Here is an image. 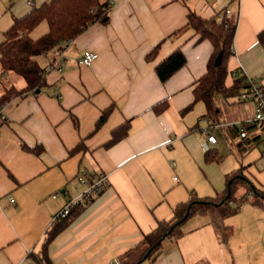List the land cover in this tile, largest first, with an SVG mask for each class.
<instances>
[{"label":"crops","instance_id":"obj_1","mask_svg":"<svg viewBox=\"0 0 264 264\" xmlns=\"http://www.w3.org/2000/svg\"><path fill=\"white\" fill-rule=\"evenodd\" d=\"M44 1L0 0V43L14 18ZM228 2L111 0L106 21L90 24L61 45L62 68L45 72L44 87L3 105L0 264H34L28 251L38 250L56 214L78 196L77 174L84 170L102 171L108 184L50 241L51 264H133L143 252V235L158 219L170 218L190 190L200 197L216 195L225 187V173L240 166L262 193L258 203L249 195L224 219L233 228L227 242L219 241L209 216L197 214L181 225L183 234L176 241L165 239L155 253L135 264H264V258L255 259L248 250L261 239L259 225L264 221V126L248 124L244 137L234 135L232 128L251 114L238 94L219 95L210 119L204 116L202 101L181 112L193 102V86L212 51L209 40L196 41L198 35L184 26L186 12L210 17ZM229 6L236 27L225 85L244 75L264 87V43L257 39L264 27V0H233ZM47 30L42 20L29 35L35 39ZM157 44L155 58L147 60L145 55ZM177 46L186 63L161 82L155 64ZM86 49L97 56L83 65L78 59ZM36 59L45 69L53 50ZM1 84L23 87L25 80L8 70ZM163 98L167 106L155 113L152 105ZM109 105L107 118L93 131L101 110ZM125 121L126 135L103 146L111 130ZM206 123L217 139L210 148L222 156L217 162L205 157L201 127ZM220 134L237 157L225 166L220 163L226 156ZM80 140L82 147L70 153ZM22 143L42 150L26 151Z\"/></svg>","mask_w":264,"mask_h":264},{"label":"trees","instance_id":"obj_2","mask_svg":"<svg viewBox=\"0 0 264 264\" xmlns=\"http://www.w3.org/2000/svg\"><path fill=\"white\" fill-rule=\"evenodd\" d=\"M111 0H46L39 6L31 7L24 15L13 19L11 25L3 32L4 40L0 43V84L3 74L8 70L14 71L25 80L23 87L13 84L0 87V123L1 109L3 105L15 97H23L28 92H35L45 84V69L40 66L36 56L53 50L54 64L58 53L62 50V44L75 38L87 26L94 22L106 21ZM42 20L48 23V30L38 38H32L30 31ZM186 28H191L198 35L196 41L207 39L212 44L211 54L206 62L205 71L198 77L193 86V102L185 106L181 112L192 107L193 103L202 101L205 105V115L212 118L217 110V97H230L239 94L243 88L242 77L234 78L233 82L225 85L227 75V61L233 53V36L236 20L227 18L218 21L216 16L202 17L192 10L186 12ZM175 32H178L175 31ZM257 39L264 43V27L257 32ZM159 44L155 45L146 55L147 60L154 59ZM221 51L220 63L214 64V59ZM186 63V57L180 46L174 48L164 58L155 64V72L161 82L166 81L174 72ZM166 98L152 105L155 113H160L167 106ZM112 105L101 110L95 121L94 130L99 128L111 111ZM77 124V118L72 116ZM129 122L125 121L111 130L110 138L103 143L109 147L126 135ZM249 128V125H246ZM234 135L239 133L237 127L232 128ZM244 137V136H241ZM239 144H242L240 142ZM82 147L80 140L70 153ZM21 148L38 154L42 148L30 147L22 143ZM207 160L219 161L222 157L214 148L205 151ZM252 195L251 201L258 203L261 193L253 190L251 181L244 175L242 166L225 173V187L214 196L200 197L194 190H190L188 197L173 207L172 215L168 219H158L156 225L143 235L141 243L144 245L143 252L136 262L155 253L165 239L176 241L182 234L181 225L193 215H207L210 223L217 233L219 241L225 243L233 232L231 225L224 219L235 214L241 204L248 200L247 192ZM87 203V202H86ZM86 203L72 206L63 217L56 219L45 230L44 238L37 251L30 250L27 257L34 264H51L48 255V246L55 235L81 212ZM134 262L133 264H135Z\"/></svg>","mask_w":264,"mask_h":264},{"label":"built area","instance_id":"obj_3","mask_svg":"<svg viewBox=\"0 0 264 264\" xmlns=\"http://www.w3.org/2000/svg\"><path fill=\"white\" fill-rule=\"evenodd\" d=\"M228 1L231 2L233 0ZM229 2L223 7V9L216 13L215 16L218 21H223L230 17L231 8L229 6ZM96 56L97 53L95 51L86 49L78 59V62L83 65H88L96 58ZM62 64L63 55L60 52L58 53L54 64H50L45 67V72L51 69L60 71ZM241 83L244 86L238 94L239 99L248 103L251 108L250 117L240 122L237 127L240 135L245 136L247 134L246 125L256 123L264 126V87L247 76L242 77ZM201 132L204 137L202 145L205 149L210 148V144H215L217 142L210 124L206 123L202 125ZM77 180L81 186L80 193L74 198H69L56 214L55 218L65 216L69 212L70 208L76 204L88 202L94 195L100 193L108 184L106 175L100 170L94 172L84 170L77 174ZM247 197H249V195H247ZM9 201L13 203L14 198L9 197Z\"/></svg>","mask_w":264,"mask_h":264},{"label":"rangeland","instance_id":"obj_4","mask_svg":"<svg viewBox=\"0 0 264 264\" xmlns=\"http://www.w3.org/2000/svg\"><path fill=\"white\" fill-rule=\"evenodd\" d=\"M216 134L218 136L219 133L216 131ZM219 138H220V140H222L224 142L223 143V150H225V155H226L225 158H223L222 161H220V163H221L222 166H225V164L228 163V161L233 160V159L236 160L237 157L235 158L236 155L234 156V153H232L229 150V147L227 146V142H226L225 138L222 137L221 134L219 135ZM221 150H222V148H221ZM215 162H217V161H215ZM220 163H216V164L220 165ZM252 187H253V190L256 189L257 191L262 193V191H260L258 189V187L254 183H252ZM249 192H251V190L247 192V195H251V193H249ZM249 199H252V197H249ZM259 227H260V231L259 232H260L261 239L256 240L254 242V245L248 247V250L252 252V254L255 257V259L256 258L257 259L258 258H261V259L264 258V221L260 222Z\"/></svg>","mask_w":264,"mask_h":264},{"label":"water","instance_id":"obj_5","mask_svg":"<svg viewBox=\"0 0 264 264\" xmlns=\"http://www.w3.org/2000/svg\"><path fill=\"white\" fill-rule=\"evenodd\" d=\"M220 56H221V51L217 54V56L214 59V64L215 65H218L220 63Z\"/></svg>","mask_w":264,"mask_h":264}]
</instances>
